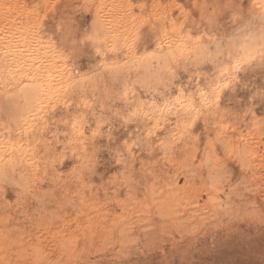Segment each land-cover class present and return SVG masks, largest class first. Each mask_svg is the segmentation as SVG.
Returning <instances> with one entry per match:
<instances>
[{
  "label": "clouds",
  "instance_id": "1",
  "mask_svg": "<svg viewBox=\"0 0 264 264\" xmlns=\"http://www.w3.org/2000/svg\"><path fill=\"white\" fill-rule=\"evenodd\" d=\"M0 264H264V0H0Z\"/></svg>",
  "mask_w": 264,
  "mask_h": 264
}]
</instances>
